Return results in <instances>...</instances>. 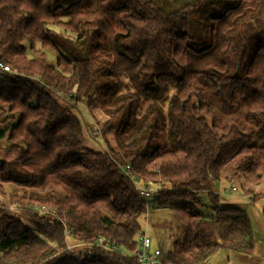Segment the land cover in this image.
Here are the masks:
<instances>
[{
    "label": "trees",
    "instance_id": "1",
    "mask_svg": "<svg viewBox=\"0 0 264 264\" xmlns=\"http://www.w3.org/2000/svg\"><path fill=\"white\" fill-rule=\"evenodd\" d=\"M0 61V195L27 202L0 204V264H142L148 205L127 165L182 220L165 259L199 264L225 240L251 254L246 211L211 187L264 185V0H0ZM78 104L105 115L114 145H84Z\"/></svg>",
    "mask_w": 264,
    "mask_h": 264
},
{
    "label": "rangeland",
    "instance_id": "2",
    "mask_svg": "<svg viewBox=\"0 0 264 264\" xmlns=\"http://www.w3.org/2000/svg\"><path fill=\"white\" fill-rule=\"evenodd\" d=\"M30 53V52H29ZM210 94V92L208 91ZM211 97V94L209 95ZM67 104H73L74 100L65 97ZM242 109H233L232 111L218 110V122L224 124L231 117H240ZM92 113V114H91ZM90 111L83 105L78 104L76 114L79 117L83 130L85 132L84 145L94 150H105L106 142L114 145L112 131L103 129V120L105 115L98 109ZM99 130L100 134L96 131ZM135 178V176H134ZM239 179L229 180L220 179L213 182L211 190L218 194V200L221 205L231 204L244 209L250 219L252 232L254 236V247L247 258L243 257L238 251L232 250L227 246H220L210 257L209 264H264V185L246 186L242 185ZM138 186L142 183L136 180ZM152 193L146 197L147 211L140 218L141 232L151 240V248L161 250L162 257L171 248L172 241L182 235L183 223L177 212L168 207H159L156 205L158 186L150 183ZM262 192V193H261ZM253 193H261L255 199L251 198ZM14 195H17L15 197ZM23 195L21 190L15 191L13 186H5L4 194L0 195V204L20 213L27 212L25 204H20L16 199ZM17 201V202H16ZM199 207L207 214L213 213L210 198L206 191H200L198 194ZM30 205V204H29ZM202 205V206H201ZM41 205L31 204L30 209L40 215H48L40 210ZM45 206V205H44ZM47 206V205H46ZM19 213V214H20ZM26 222V221H25Z\"/></svg>",
    "mask_w": 264,
    "mask_h": 264
},
{
    "label": "built area",
    "instance_id": "3",
    "mask_svg": "<svg viewBox=\"0 0 264 264\" xmlns=\"http://www.w3.org/2000/svg\"><path fill=\"white\" fill-rule=\"evenodd\" d=\"M0 69L9 70V65L6 64L4 61H0ZM96 133L100 134L99 130H97ZM125 169L127 173L131 175L133 180L136 181V179L134 178V174L129 170L128 165L125 167ZM135 187L140 197L146 198L152 193V190L147 185L138 186L136 184ZM40 210L43 211V213L45 214L55 213L54 207H49L46 205L45 206L41 205ZM137 243H138V249L134 253V255L137 257L139 263H142V264H173L172 262L162 257V253L160 249L151 248V240L144 233L141 232L138 234ZM94 244L103 249L109 250V251L119 250V244L116 241L110 238L102 237V236L97 237L94 241ZM70 248H71V244H66L63 249H70ZM208 261L209 259L199 264H208Z\"/></svg>",
    "mask_w": 264,
    "mask_h": 264
},
{
    "label": "crops",
    "instance_id": "4",
    "mask_svg": "<svg viewBox=\"0 0 264 264\" xmlns=\"http://www.w3.org/2000/svg\"><path fill=\"white\" fill-rule=\"evenodd\" d=\"M222 245L229 247V241H227V240L223 241V243L221 244V246ZM243 257H245V256H243ZM245 258H247V257H245ZM208 264H209V261H208Z\"/></svg>",
    "mask_w": 264,
    "mask_h": 264
}]
</instances>
